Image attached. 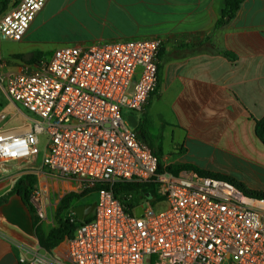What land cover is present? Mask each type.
<instances>
[{
  "label": "built area",
  "instance_id": "2783aa9c",
  "mask_svg": "<svg viewBox=\"0 0 264 264\" xmlns=\"http://www.w3.org/2000/svg\"><path fill=\"white\" fill-rule=\"evenodd\" d=\"M46 1L19 0L3 13L0 40H21ZM160 47L158 38L69 44L0 76L9 101L36 117L0 113V164L29 161L38 223L67 193L97 195L91 219L77 218L73 235L52 252L14 242L23 250L18 264H264V199L193 170L159 171L158 156L123 115L144 113ZM14 118L20 122L9 124ZM55 182L63 188L51 201ZM117 184L155 190L126 192L124 203L136 199L125 207Z\"/></svg>",
  "mask_w": 264,
  "mask_h": 264
},
{
  "label": "crops",
  "instance_id": "0c3cea01",
  "mask_svg": "<svg viewBox=\"0 0 264 264\" xmlns=\"http://www.w3.org/2000/svg\"><path fill=\"white\" fill-rule=\"evenodd\" d=\"M18 1L12 0L11 8ZM222 3L47 0L21 40L0 41V68L13 59L5 66L6 74L19 72L43 56L34 34L49 14L76 18L80 30L76 39L56 45L51 53L64 44L85 47L158 38L156 89L142 115H127L145 129V136H138L163 167L192 164L264 191V145L255 134V121L264 116V0H243L233 19L215 27ZM28 53L29 59L41 56L34 62L15 57ZM153 129L159 134L149 131ZM149 135L155 138L151 144L146 140ZM28 163L15 162L13 170L0 173V196L29 174ZM14 242L26 250L39 246L32 215L17 193L0 204V264H18L23 250Z\"/></svg>",
  "mask_w": 264,
  "mask_h": 264
},
{
  "label": "trees",
  "instance_id": "16d2710c",
  "mask_svg": "<svg viewBox=\"0 0 264 264\" xmlns=\"http://www.w3.org/2000/svg\"><path fill=\"white\" fill-rule=\"evenodd\" d=\"M242 1L243 0H223V3L220 7L219 17L215 23V27L224 25L226 22L233 19L240 8ZM11 6H12V0H0V16L6 11H8L11 8ZM194 49L195 48H192V50ZM195 50H200V48H197ZM222 53L224 55L229 56L230 58H234V56L230 55L228 52L224 51ZM40 56L41 55L39 54L36 56L34 55L27 62H34ZM15 57L19 58L20 60H23L24 55H15ZM255 134L264 145V116L255 121ZM158 170L159 171L165 170L172 174H177L181 170H193L194 172H196L201 176L230 182L231 184H233L238 189H240L245 194L251 197L264 199V191L249 189L241 181H239L238 179L232 176L203 170L192 164L166 166V167H161V165H159ZM36 187H37L36 177L31 174L24 175L19 180L16 181V183L14 184L12 189L8 191V193H6L3 196H0V204L5 202L7 195L12 193L19 194L22 198L23 203L27 206L28 210L32 215V220L35 225V236L39 247L42 250L50 253L64 240V238L66 237L69 238L73 235V231L75 229V222H78L77 217H75L76 220L70 221V219L63 216V214L65 211H67L69 208L73 206L72 202L74 200L81 199L82 197L85 196V194L84 193L65 194L58 202V206L55 210V218L57 225L50 228L48 231H45L43 230L42 226L38 223V217L35 215L34 208L29 201L30 194L32 190H34ZM138 188H140L144 194L148 193L150 195H153L155 190L153 184H141V185L117 184L114 186L113 189H114L115 197L121 200L125 207H132L136 198L134 197L132 200L124 203L125 197L123 195L129 191L137 194ZM91 217L92 215H88L84 219V221L90 220Z\"/></svg>",
  "mask_w": 264,
  "mask_h": 264
},
{
  "label": "rangeland",
  "instance_id": "374dc122",
  "mask_svg": "<svg viewBox=\"0 0 264 264\" xmlns=\"http://www.w3.org/2000/svg\"><path fill=\"white\" fill-rule=\"evenodd\" d=\"M49 15L50 16L46 18L45 23L43 25H41V27H39L34 34L35 44H37L36 46H37L38 50L43 52L44 58L49 57V55L51 54V50L56 45H59L61 43H66V40H68V39L74 40V39H76L78 34L80 35V30L77 27L78 21L76 18H74V19L73 18H63V17H60L59 15H57L55 18H52L51 14H49ZM1 43H4V42H1ZM6 43H12V42H6ZM64 45H67V44H64ZM12 60L13 59H9V61H12ZM9 61H5V64H6L5 66L8 65ZM10 63H12V62H10ZM0 64H1V61H0ZM5 66L0 68V76L1 77H3L6 74V72L8 71V69H7L8 66L7 67H5ZM3 90L4 89H1V87H0V113H5V114L9 115V114H11L10 112H13L16 109H19L28 117L36 118L31 113H29L25 109H23L20 105L17 104L15 106L11 102H9V100L6 98V95H5ZM128 114L134 115L135 113L128 110V109H124L123 115L127 116ZM19 122H20V119H14L11 121V125H15ZM141 126H142L141 124L140 125L137 124L136 131H137V133L144 134V136H145V129H142L143 126L142 127ZM149 131L152 132L154 135L159 134V132H157V130H154V129L149 130ZM146 140H147V142H149L151 144V140L154 142L155 138L153 136L149 135V136H146ZM40 147H42V143L40 144ZM13 168L14 167H10L8 172L13 170ZM0 173H6V172L1 171V169H0ZM62 188H63L62 183H56L55 182V183L50 184V190L48 191V195H49L51 201H53L55 198L53 192L61 191ZM96 198H97L96 193L94 191H92V192L88 193L87 195H85L84 197H82L81 199L74 200L72 202V204H73V206L82 205V204H90L92 202H95ZM57 206H58V203L55 205L54 208L47 210V220L42 224L43 230L48 231L50 228L57 225L56 218H55V210H56ZM163 208H164V205H160L157 209H163ZM66 214H67V211L64 212L63 216H65Z\"/></svg>",
  "mask_w": 264,
  "mask_h": 264
},
{
  "label": "water",
  "instance_id": "95a60500",
  "mask_svg": "<svg viewBox=\"0 0 264 264\" xmlns=\"http://www.w3.org/2000/svg\"><path fill=\"white\" fill-rule=\"evenodd\" d=\"M31 56L32 54L28 53L27 55L24 56V60H28ZM127 120L132 127L134 128L137 127V121L135 120L133 115L127 116ZM94 205H95V202H92L90 204L76 205L72 207V210L79 220H83L92 213ZM141 211L142 209L140 207L136 208L135 215L140 216Z\"/></svg>",
  "mask_w": 264,
  "mask_h": 264
},
{
  "label": "bare ground",
  "instance_id": "6f19581e",
  "mask_svg": "<svg viewBox=\"0 0 264 264\" xmlns=\"http://www.w3.org/2000/svg\"><path fill=\"white\" fill-rule=\"evenodd\" d=\"M15 166H16L15 162H9V163H6V164H0V169L3 172H8L10 167H15Z\"/></svg>",
  "mask_w": 264,
  "mask_h": 264
}]
</instances>
